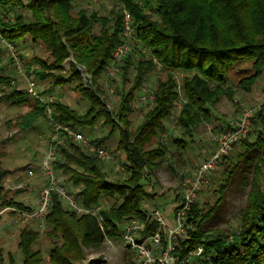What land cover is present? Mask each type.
I'll return each instance as SVG.
<instances>
[{
  "label": "trees",
  "instance_id": "1",
  "mask_svg": "<svg viewBox=\"0 0 264 264\" xmlns=\"http://www.w3.org/2000/svg\"><path fill=\"white\" fill-rule=\"evenodd\" d=\"M74 1L77 0H0V7L6 12L15 7H24L29 12L27 16L8 17L7 21L1 18L0 35L14 44L28 36L32 43L42 45L48 52L46 60L33 59L39 69H32L31 73L38 80L50 83L49 88L40 93L66 83L60 71L69 56L90 73L91 84L84 86L78 71L70 67L69 76L77 82L74 89L88 103L86 111L78 114L66 104L54 101L52 117L82 133L102 119V124L108 127L106 137L90 141L103 146L106 138L116 134V149L124 155L122 165L126 177L121 182L109 181L98 157L70 137L65 139L64 145H56L51 165L54 173L63 174L65 181L76 188L74 196L82 205L110 200L101 214L106 227L110 228V231L106 229V234L112 237L113 232L131 218L146 215L141 204L152 196L146 186L156 184V171L169 152L168 146L156 138L165 130L164 121L171 116L180 92L184 102L175 122L190 136L200 124L211 121V108L215 104L222 98L232 100L236 89L250 91L261 74L264 69V0H111L113 7L107 15L101 16L84 9L71 14ZM118 3L123 7H117ZM124 10L131 16L134 43L122 65V76L125 78L130 68L135 74L132 85L120 94L117 110L112 112L105 106L98 79L114 46L121 40ZM94 25H98L97 31H93ZM136 47L146 49L147 55L138 53L140 57L134 61L132 53ZM245 62L250 64V74L239 78L234 85L229 84L226 75L236 64ZM27 67L29 73L30 64ZM153 71L157 76L151 106L132 127L129 114L134 91ZM9 81L10 76L0 68L1 96L11 99L13 104L25 102L29 106L13 125L27 130L38 118L49 122L43 105L37 100L26 101L25 90L10 85ZM252 124L257 131L254 140L250 143L242 140L247 153L239 181H247L248 191L238 211V231L228 235L219 230L216 235L207 236L201 224L210 214H200L194 201L185 220L187 237L177 239L176 252L183 256L188 250L202 246V253L200 258L195 257L186 264H264V103L252 117ZM173 143L180 148L183 146L177 139ZM237 168L234 165L229 175ZM169 169L173 171L172 167ZM4 174L0 170V210L11 206L30 211L6 193L1 194ZM225 187L222 185L220 190ZM172 200L177 201L178 196ZM50 201L43 219L44 234L50 243L49 264L81 262L87 249L100 248L104 236L93 217L68 210L54 191ZM153 230L154 224H149L144 234ZM38 234L37 230L26 226L19 230L16 247L21 264H43L41 253L33 248ZM7 258L8 264H14L10 253Z\"/></svg>",
  "mask_w": 264,
  "mask_h": 264
},
{
  "label": "rangeland",
  "instance_id": "2",
  "mask_svg": "<svg viewBox=\"0 0 264 264\" xmlns=\"http://www.w3.org/2000/svg\"><path fill=\"white\" fill-rule=\"evenodd\" d=\"M112 7L111 0H77L71 4V14L75 15L80 9H84L87 13L94 12L100 16L107 15ZM117 7L122 8L123 6L118 3ZM15 15L27 16L29 12L24 7H15L10 12H6L0 7V19L3 18L4 21H7L8 17L12 18ZM97 30L98 25H94L93 31ZM129 43L132 51L134 40ZM138 53H142L144 56L147 55L146 49L136 47L132 53L134 61L140 57ZM36 57L46 60L48 59V52L45 51L42 45L32 43L28 36L14 44L0 35V68L3 69L4 74L10 76V80L13 79L14 84L12 85L25 90L27 80H32L39 92L49 88L50 83L48 80L42 82L31 73L32 69H39L38 64L33 61ZM124 60L116 75L108 77L102 72L98 79V84L102 87L105 106L112 112L117 110L120 94L132 85V78L135 74L133 69L130 68L126 71L125 78H123L121 68ZM18 64H20L21 73H18ZM29 64L30 72L27 73V65ZM71 65L75 69L76 65L81 66L75 62L72 56L66 58L60 71L64 79H67L66 83L52 87L51 91L47 90L48 92L41 94L50 95L54 101H60L78 114H82L86 111L88 103L74 89L77 82L75 78L69 76ZM250 72L249 62L236 64L226 75L227 82L234 85L239 78L248 76ZM156 76L154 71L148 73L143 84L134 91L132 111L129 114L132 127L141 121L144 113L151 106V101H140V95L143 93L142 88L146 92L153 91ZM80 82L83 83L81 78ZM90 84L86 83V86H90ZM178 90L181 91L180 88ZM1 94L0 91V170L5 172L2 179L3 189L1 194L6 193L7 197H12L15 202H19L33 210L37 206L39 191L47 182V177L42 172L39 163L40 157L45 154L50 144L52 127L49 122L38 118L32 128L19 130L18 127L13 125V122L19 115L29 109V106L25 102L20 105L13 104L11 99H4ZM179 95L182 97L181 92ZM26 101L30 102L33 99L27 96ZM262 103H264V69L252 84L250 91L236 89L232 100L222 98L215 104L211 108V121L200 124L190 136L184 134L181 128L176 125L175 117L178 110L174 107L171 116L164 121L165 130L156 138V141L168 146L169 152L166 153L162 166L156 171V184L153 186L147 184L146 189L152 196L144 199L141 208L146 209L147 212L159 209L166 220L171 222L173 218L172 206L176 202L172 199L175 195L178 196V199L180 198L184 184L190 178L193 169L209 153L214 151L216 144L212 137L234 126L244 109H251L254 116ZM8 122L11 123V126ZM82 131L88 139L105 138L108 127L104 126L102 119H100L92 129H83ZM256 132L251 119L247 136L241 138L234 145L233 150L210 171L208 183L197 193L194 201L198 204L199 213L205 214L208 212L210 214L201 224V229L206 231L207 236H214L219 230L225 231L228 235L238 231L240 224L238 211L243 207L248 191L247 181L243 183L239 181L240 175L242 176L240 172L246 165L244 154L247 153L242 140L244 139L247 143L252 142ZM174 139L180 140V144L183 146L181 148L177 147L173 143ZM116 145V134L106 138L103 147L109 151L112 159H98L107 179L112 182H121L126 177L124 167L123 170H116L115 166H121L124 155L116 149ZM234 165L238 168L231 176L229 172ZM170 167L173 168V171H170ZM54 175L57 185L74 194L76 188L65 181L63 174L57 171ZM222 185H226L223 191L220 190ZM110 203V200H107L102 204L103 207H107ZM23 226L38 231L39 234L33 248L41 253L43 264H49L50 243L44 234L46 226L43 220L23 222L18 219L16 212L10 210L0 214V233L3 234L0 237L2 253L0 264H8V253L12 255L14 264H21V255L16 247V242L18 232ZM133 257V251L127 248L124 241L112 236L108 240H104L100 248L87 249L84 259L74 264H126L130 263Z\"/></svg>",
  "mask_w": 264,
  "mask_h": 264
},
{
  "label": "built area",
  "instance_id": "3",
  "mask_svg": "<svg viewBox=\"0 0 264 264\" xmlns=\"http://www.w3.org/2000/svg\"><path fill=\"white\" fill-rule=\"evenodd\" d=\"M121 40L118 42L112 52L110 59L104 69V73L108 77H113L120 70V65L127 54L131 52L130 41L134 40V31L131 24V16L127 11H123L121 22ZM76 69L80 73L83 84L91 83V76L85 70L84 66H77ZM18 73H21L20 64L17 65ZM9 84H14L13 79ZM179 87L177 86V89ZM143 93L140 95V101H152L153 91L146 92L142 88ZM26 95L39 101L43 107L49 123L52 127L50 144L44 155L40 157V167L47 177V182L39 191L37 206L30 211L18 210L14 207H4L0 210V214L10 210L16 212L18 219L23 222L32 220H43L49 211L50 194L56 192L64 206L76 214H86L94 218L98 228L104 236V240H108L111 236L106 234V227L101 210L104 208L102 203L92 206L82 205L72 192L57 185L55 173L52 170V161L56 155V145H64L65 139L70 137L71 140L82 146L87 152L95 154L100 159H112L111 154L102 145L95 144L90 141L80 131L73 129L71 126L56 121L52 117L53 98L50 95H43L37 90V86L32 80H27L25 86ZM184 102L183 97L179 95L175 102V108L180 110L181 104ZM176 113V115L178 114ZM253 113L251 109H244L234 126L218 133L212 137L216 147L214 151L209 153L197 166L193 169L190 178L185 182L184 188L178 201L172 206L173 218L171 222L167 221L164 214L159 209H153L146 212L143 218L133 217L124 223L120 230L113 232V235L124 241L127 248L133 251L134 257L131 264H186L193 258H200L202 246L188 250L183 256H179L176 252L177 239L187 237L185 220L190 210L191 204L194 202L197 193L208 183V175L214 169L219 161L227 156L234 145L249 133L251 119ZM164 135V134H163ZM122 158V156H121ZM116 170H123V165H116ZM31 173V172H30ZM29 173V174H30ZM19 186V185H18ZM149 224H154V230L144 234V230Z\"/></svg>",
  "mask_w": 264,
  "mask_h": 264
},
{
  "label": "crops",
  "instance_id": "4",
  "mask_svg": "<svg viewBox=\"0 0 264 264\" xmlns=\"http://www.w3.org/2000/svg\"><path fill=\"white\" fill-rule=\"evenodd\" d=\"M1 236H3V234H2V233H0V237H1Z\"/></svg>",
  "mask_w": 264,
  "mask_h": 264
}]
</instances>
